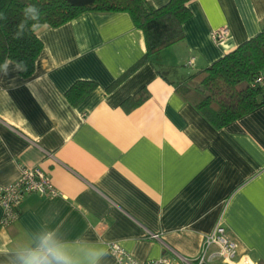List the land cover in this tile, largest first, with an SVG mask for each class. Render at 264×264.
<instances>
[{
  "label": "crops",
  "instance_id": "crops-1",
  "mask_svg": "<svg viewBox=\"0 0 264 264\" xmlns=\"http://www.w3.org/2000/svg\"><path fill=\"white\" fill-rule=\"evenodd\" d=\"M187 6L183 38L159 52L158 65L128 73L145 42L124 11H87L38 29L42 49L30 77L4 63L0 186L21 167H38L59 194H29L17 219L0 226V264H20L17 253L49 231L80 262L104 247L101 264H113L110 242L141 261L175 253L195 259L218 221L237 245L235 262L244 256L264 264V103L216 129L175 90L260 32L264 0ZM221 26L228 35L215 42L211 33ZM77 80L96 85L72 105L65 92ZM138 92L145 98L126 110Z\"/></svg>",
  "mask_w": 264,
  "mask_h": 264
},
{
  "label": "trees",
  "instance_id": "trees-1",
  "mask_svg": "<svg viewBox=\"0 0 264 264\" xmlns=\"http://www.w3.org/2000/svg\"><path fill=\"white\" fill-rule=\"evenodd\" d=\"M189 1L168 0L156 8L146 0H0V12L5 17L0 19V70L10 60L18 64L24 78L34 71L35 60L42 49L38 29L26 31L20 39L14 38L27 4H35L40 9V23L49 27H58L87 11L127 12L143 32L145 42V53L129 73L145 62L158 65L159 52L183 38L182 23L191 13L187 6ZM260 76L262 82L255 83ZM95 85L90 80H77L66 90L65 96L76 105ZM175 90L216 129L263 104L264 21L258 34L189 75L184 82L175 85ZM144 98V94L138 92L130 97L132 105L126 104L124 108L131 109Z\"/></svg>",
  "mask_w": 264,
  "mask_h": 264
},
{
  "label": "built area",
  "instance_id": "built-area-1",
  "mask_svg": "<svg viewBox=\"0 0 264 264\" xmlns=\"http://www.w3.org/2000/svg\"><path fill=\"white\" fill-rule=\"evenodd\" d=\"M228 35L226 26L218 27L211 33L215 42L224 39ZM192 62V59L189 63ZM263 77H257L255 83H261ZM32 193L41 197L52 198L59 194L58 189L52 183L50 176L38 167H21L19 176L12 183L0 186V207L2 214L0 226H8L13 223L20 212L24 199ZM150 237L158 239V234L149 233ZM108 249L114 257L113 264H208V262L219 259L230 264H251L247 257H242L235 262L237 256V245L226 234L220 221L213 230L207 234L195 259H186L179 254L176 258L162 255L155 259L137 260L116 242L108 243Z\"/></svg>",
  "mask_w": 264,
  "mask_h": 264
},
{
  "label": "clouds",
  "instance_id": "clouds-1",
  "mask_svg": "<svg viewBox=\"0 0 264 264\" xmlns=\"http://www.w3.org/2000/svg\"><path fill=\"white\" fill-rule=\"evenodd\" d=\"M22 16L14 38L20 39L26 31H35L41 27H47L46 23H40V9L35 4H27L22 10ZM4 18V14L0 12V19ZM4 67H7V63ZM106 255L107 252L104 247H92L87 253L86 261H77L66 252L65 245L53 239V233L49 231L41 236L37 247L26 248L18 252L17 259L20 264H101Z\"/></svg>",
  "mask_w": 264,
  "mask_h": 264
}]
</instances>
